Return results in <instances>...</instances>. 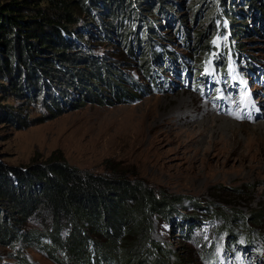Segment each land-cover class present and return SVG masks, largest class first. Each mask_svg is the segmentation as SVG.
<instances>
[{"label": "rangeland", "instance_id": "374dc122", "mask_svg": "<svg viewBox=\"0 0 264 264\" xmlns=\"http://www.w3.org/2000/svg\"><path fill=\"white\" fill-rule=\"evenodd\" d=\"M8 1L12 0H0V5ZM208 1L169 0L170 4L166 3L165 6L157 2L156 8L160 6L161 10L154 19L143 8L137 9L138 17L134 15L136 21L140 17L147 23H137L138 28H143V24L147 27L153 24L151 29L156 34L149 30L152 37L151 42L147 41L151 49L165 44L176 52L180 69L177 67L175 79L162 63L156 60V63H150L148 56L149 69L156 72V80L150 81L147 70H144L146 65L138 62V57L146 56L147 52L146 49L140 50L136 27L135 30L134 26L131 27L128 34H120L116 23H111L112 28L101 32L95 26L93 14L89 19L94 24L76 33V40L80 38L81 43H87L85 52L73 45L71 55L78 52L89 63H99L101 68L105 61L119 71L123 83L120 82L119 73V81H114L115 85H112L101 72L98 76L100 82L95 81L97 84L90 90L92 94H99L97 99L101 103L96 104L86 96L88 94L82 95L85 93L83 88L89 87L84 86L87 83H81L73 71L70 80H77L81 89L76 90V85L69 87V91L72 90L76 96L72 102L68 100V106L56 111L49 104L44 107L42 94L25 96L19 91L13 96L0 93V166L24 170L45 162L62 161L93 175L110 177L114 172L134 183L139 181L140 185L164 198L162 203L165 202V206L171 198L168 201V215L166 212L163 216H151L148 233L154 244L168 251L167 264H264V129H253L254 124L264 122L263 106L255 105L259 99L264 104V33L259 36L255 32L243 33L244 28H251L256 22L247 20L248 10L244 12V19L237 16L244 0H231L234 7L230 6L233 12L231 17L235 25L241 26V30L236 32L238 27L229 28L225 42H229L232 58L227 61V74H223L217 61L202 57V42L207 35L215 47L223 39V36L213 37L208 30L209 22L203 21L211 13L207 12ZM212 16L209 18L212 19ZM197 31L199 37L195 34ZM230 31L238 35L234 36V42L231 41ZM156 35L164 38L163 41L154 39ZM230 42L238 46V56ZM213 52L211 56L215 58ZM248 54L255 58H248ZM248 62L252 70H246ZM184 63H187L189 71ZM71 68L89 69L80 60L73 62ZM187 73L189 77L186 83L183 76ZM2 77L0 72V85L9 87ZM46 82L43 81L44 86ZM41 92L44 93V90ZM52 92L56 94L57 90ZM189 95L194 97L198 110L205 103L215 116L243 124L241 128L229 132L218 130L217 134H220L214 136V139L220 137L238 142V156L229 160L219 158L216 151L207 145L208 139L204 144H199L202 136L186 144L181 131L178 140H173L162 149L171 159L164 171L147 168L144 165L146 156L139 153L135 149L137 144L130 140L131 124L144 113H154L156 105L166 102L168 104L164 110H167L176 104V100ZM219 102L223 104L220 106ZM251 112L254 113L253 117ZM203 135H207V131ZM205 151L207 158H201ZM189 167L195 169L194 174L186 171ZM174 197L178 198V203L173 202ZM0 209L8 219H14L9 214L11 209L6 202H0ZM164 210L167 209L164 207ZM180 217H188L191 222L178 229L175 223L182 222ZM51 219L49 213L41 210L12 223L19 232L41 233L50 229ZM65 222L62 218L58 224L63 226ZM227 228L234 230L236 235L230 240L225 238ZM61 230L66 232L67 229ZM248 236L250 242L247 243ZM56 255L61 257L59 253ZM19 259L24 260L25 264L62 262L57 263L31 244L27 246L13 239H0V264H22Z\"/></svg>", "mask_w": 264, "mask_h": 264}, {"label": "trees", "instance_id": "16d2710c", "mask_svg": "<svg viewBox=\"0 0 264 264\" xmlns=\"http://www.w3.org/2000/svg\"><path fill=\"white\" fill-rule=\"evenodd\" d=\"M232 1L228 0L227 3L226 0H209L207 12L211 13L203 19L209 22L208 30L211 35L223 36V39L218 49L211 45V38L207 35L202 42L204 47L202 57L217 61L220 64L219 71L223 74H226L228 59L232 58L229 42L228 44L225 42L229 28L240 26L235 25L231 17L233 12L230 6L234 9L231 5ZM157 2L164 6L166 3L170 4L169 0H39L38 2L12 0L0 5V72L3 75L2 80L9 84V87H6L1 83L3 85H0V93L13 96L19 91L25 96L42 94L44 107L49 104V107L56 111L57 108L68 106V100L71 99L72 102L73 97L76 96L72 90L69 91V87L76 85V90L81 89L77 80L76 82L70 80L71 73L75 71L81 83H87L84 86L89 87L83 88L85 93L82 95L88 94L86 96L92 98L96 104H100L97 99L99 94H92L90 91L93 90L96 82H100L99 74L102 72L108 81L115 85L114 81H119L120 78L119 71L103 60L104 67L101 68L99 63L94 64L91 61L89 63V60L79 56L78 52L71 55L73 52L70 51L71 47L76 45L82 48V53L85 52L87 43H81L80 38L76 40V33L94 24L89 19L93 14H95V26L98 30H102L101 32L112 28L111 23H116L117 30H121L120 34L124 32L128 34L131 27L134 26V30L136 27V34L141 44L140 50L146 49L148 54L140 55L138 62L146 65L144 70H147L150 81L156 80L154 75L156 72L149 69L150 63H156L155 60L162 63L165 70L172 71L173 68H179L176 52L168 49L165 44L154 46L156 48L154 50L150 48L147 41L152 37L149 30H152L153 24L147 27V23L140 17L137 21L134 17V15L138 17L137 9L143 8L154 19L161 10L160 6L156 8ZM240 8L237 16L244 19V12L248 10L247 20L256 22L254 26L244 28L242 32H255L257 36L263 34L264 0H244L243 7ZM211 15H213L212 19L209 18ZM84 17L86 20H83ZM137 23L146 25L143 24V28H138ZM240 30L241 28L236 32ZM230 32L231 41L234 42L236 40L234 36L238 35ZM195 34L200 36L199 31ZM158 38L160 42L164 39L157 35L154 39ZM232 48L238 56L236 51L238 46L233 45ZM212 52L215 58L211 56ZM219 52L221 54L217 55ZM148 56L151 58L150 63L147 60ZM247 57L255 58L250 54ZM79 60L89 69L71 68L73 62ZM184 64L188 70L186 63ZM247 66L248 70H252L253 67L249 62ZM170 73L175 75V70ZM184 76H188V73ZM122 78L121 75V83H123ZM45 80L47 82L44 86ZM39 86H42L44 93ZM52 90H57V93ZM139 183V181L134 183L123 179L114 172L110 177L82 172L62 161L45 162L41 165L29 166L24 170L0 166V202L8 204L11 209L9 214L14 218L8 219L0 212V239H13L27 246L31 244L37 251L45 253L57 263L62 261L64 264H167L168 251L154 244L149 239L148 233L151 216L155 214L163 216L166 212L168 215V201L171 198L167 200L165 206V202L162 203L164 198ZM173 202L178 203V198L174 197ZM41 210L52 217L48 231L22 233L12 223ZM62 218L67 221L63 226L58 224L59 219ZM180 220L182 222L176 221V225L174 224L178 229L191 222L188 217H180ZM63 228L67 229L66 232H62ZM224 234L227 240L236 236L234 230L229 228ZM93 235L96 237H91ZM247 238L248 243L250 237ZM57 253L61 254V257H57ZM19 261L25 264L24 260L19 259Z\"/></svg>", "mask_w": 264, "mask_h": 264}, {"label": "bare ground", "instance_id": "6f19581e", "mask_svg": "<svg viewBox=\"0 0 264 264\" xmlns=\"http://www.w3.org/2000/svg\"><path fill=\"white\" fill-rule=\"evenodd\" d=\"M170 52L172 53V55H174L173 51L170 50ZM174 70L176 72L177 67L175 69L173 68L171 72H173ZM246 70H248V68ZM188 77L183 76V79L186 80V83L188 81ZM175 78L176 76H174V79ZM253 101H255V99ZM167 104L168 103L165 102L163 104L161 103L159 106L156 105L153 111L154 113H144V115L134 120L133 124H131L130 134L132 135V137L130 138V140L133 139L134 144H137L135 145V149L138 150V152L142 155L144 154V156H146L144 165L147 168H151L157 171H164L165 165L169 163L171 159L166 155V153L164 154V152H162V149L165 146L170 145L173 140H178V133L181 131H183L182 138L186 144L195 141L197 136H199V138L200 136H202L199 144H204L205 140L208 139L209 142L207 143V145H209V148L213 151H216L215 154H217L219 158H223L224 160H229L239 154L240 145L238 142L223 140L218 136V138L214 139V136L220 134H217L218 130H220V132H229L231 130L241 128L243 124L236 123L230 120V118L227 119L225 117L215 116V114L209 110L205 103V105L200 103V109L198 110L197 106L195 105V99L191 95L176 100V104L174 106L167 110H164ZM221 104H223V102H219L220 106ZM255 105L259 107L260 105L263 106L264 110V104L262 101H260V99L259 102L255 103ZM157 109L160 114H158ZM250 115L253 117L254 113L251 112ZM213 124H215V126H213ZM254 128L255 130L259 131L263 130L264 122L254 124L253 129ZM206 131L207 135H203ZM147 136L149 138H147ZM145 141H147L146 144ZM200 157L207 158L206 151L204 152V154L202 152ZM186 171L192 174L193 172H195V169L189 167V169L187 168Z\"/></svg>", "mask_w": 264, "mask_h": 264}]
</instances>
